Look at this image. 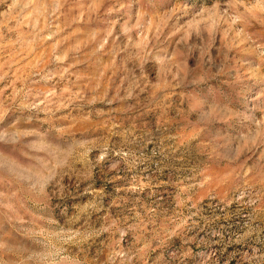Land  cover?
I'll use <instances>...</instances> for the list:
<instances>
[{
    "label": "rangeland",
    "instance_id": "374dc122",
    "mask_svg": "<svg viewBox=\"0 0 264 264\" xmlns=\"http://www.w3.org/2000/svg\"><path fill=\"white\" fill-rule=\"evenodd\" d=\"M0 264H264V0H0Z\"/></svg>",
    "mask_w": 264,
    "mask_h": 264
}]
</instances>
